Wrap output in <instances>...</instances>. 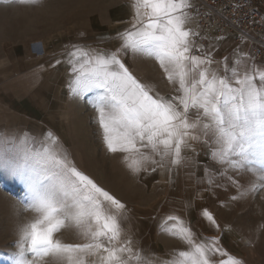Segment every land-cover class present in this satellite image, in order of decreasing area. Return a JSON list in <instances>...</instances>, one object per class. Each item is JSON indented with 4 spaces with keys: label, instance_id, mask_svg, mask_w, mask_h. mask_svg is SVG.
I'll return each instance as SVG.
<instances>
[{
    "label": "snow or ice",
    "instance_id": "1",
    "mask_svg": "<svg viewBox=\"0 0 264 264\" xmlns=\"http://www.w3.org/2000/svg\"><path fill=\"white\" fill-rule=\"evenodd\" d=\"M130 7L129 27L97 37L100 43L119 41L116 50L74 43L50 65L69 66L68 94L95 110L108 151L125 154L134 173L167 168L178 175L180 167H200L199 145L208 158L203 171L209 185L219 174L239 187L229 173H251L255 180L240 195L264 189V62L242 49L218 61L198 46L192 37L200 34L185 27L191 0H132ZM128 54L158 61L177 95L162 96L138 80L121 58ZM0 169L25 186L19 203L37 214L19 226L7 264H39L46 257L55 264H243L218 237L198 238L187 218L175 213L162 216L158 229L187 250L165 258L141 247L127 227L131 210L78 169L51 130L41 137L0 131ZM191 207L188 201L185 208ZM202 215L221 229L207 209ZM65 228L84 242L55 238Z\"/></svg>",
    "mask_w": 264,
    "mask_h": 264
},
{
    "label": "rangeland",
    "instance_id": "2",
    "mask_svg": "<svg viewBox=\"0 0 264 264\" xmlns=\"http://www.w3.org/2000/svg\"><path fill=\"white\" fill-rule=\"evenodd\" d=\"M124 2L132 0H40L37 5L0 3V87L6 75L14 77L8 83L10 93H3L6 87L0 89V131L29 132L36 137L49 130L54 132L76 167L131 210L127 227L141 247L165 258L174 250H187V245L158 229L162 216L175 213L187 218L198 238L218 237L220 244L243 264H264V189L240 195L255 180L251 173H229L239 187L219 174L215 184L209 185L203 171L208 158L199 145H194L201 153L197 158L199 168L180 167L178 175L167 168L132 172L123 159L125 154L108 151L96 123L95 110L87 100L74 101L69 96V66L61 63L50 67L56 59L63 60L66 45L93 41V47L104 45L116 50L120 42L112 40L103 44L97 37L102 36L101 28L110 20L127 16ZM128 25L113 27L108 35L114 37ZM208 44L206 50L218 61L242 49L256 63L264 62L253 56L251 44L244 39L219 36ZM43 46L46 56L39 58L34 52ZM121 58L129 71L142 83L152 85L155 92L166 97L177 95L176 85L168 81L155 59L132 54ZM21 102L29 106L31 102L37 103L35 118L44 124L14 128L20 115L12 112ZM24 193L25 186L0 169V257H3L0 264H7L8 255L16 251L19 226L37 215L25 211L19 203ZM188 201L192 202L191 209L185 208ZM202 209L212 213L220 230L203 217ZM55 238L65 243L84 242L73 228L61 230ZM214 259L218 261L220 257ZM39 264H55V261L46 257Z\"/></svg>",
    "mask_w": 264,
    "mask_h": 264
},
{
    "label": "built area",
    "instance_id": "3",
    "mask_svg": "<svg viewBox=\"0 0 264 264\" xmlns=\"http://www.w3.org/2000/svg\"><path fill=\"white\" fill-rule=\"evenodd\" d=\"M192 37L205 48L211 36L236 35L253 46V55L264 60V0H193ZM199 54V53H197Z\"/></svg>",
    "mask_w": 264,
    "mask_h": 264
},
{
    "label": "crops",
    "instance_id": "4",
    "mask_svg": "<svg viewBox=\"0 0 264 264\" xmlns=\"http://www.w3.org/2000/svg\"><path fill=\"white\" fill-rule=\"evenodd\" d=\"M191 3L193 5V0H191ZM123 6H126L125 9L127 10L128 14L126 17L120 19V20H117V19H113L112 21L110 20L106 25H104L102 28H101V35L102 36H109L108 33L110 32V29L113 28V27H116V26H120V25H125L126 23H131V20H132V16H133V10L132 8L130 7L131 5V2H124L122 3ZM189 13H190V21L185 25L186 28L188 29H191L193 32H194V28H195V19H194V16L191 14V9L189 10ZM129 26V25H128ZM232 37H234L235 39H237L238 41L240 40H243V39H239L236 35H231ZM215 36H211L210 38V41L212 38H214ZM246 40V39H244ZM248 41V40H246ZM119 42V41H118ZM105 44L106 43H111L110 41H107V42H104ZM103 43V44H104ZM85 45H88L89 46H93L91 44H93V41H90V42H85L84 43ZM209 45V44H208ZM252 46V45H251ZM45 46H43V48H41L39 51H35L34 53H36L38 55L39 58H42L44 56H46V50L44 48ZM104 47V45L102 46ZM253 48V46H252ZM204 49H207V46L204 48ZM210 50V49H209ZM254 56V55H253ZM18 74V73H16ZM14 77H9V75H6L3 79V81L1 82V84H3V86L0 87L3 88V87H6L5 88V91L3 93H10V88L11 86H9L8 88V83L13 79ZM29 105H26L25 102H21L18 104V106H15L14 107V111L12 112L13 114H18L20 115V121L17 123V125L14 127V125L12 127L14 128H17L20 130V128L23 129V127L26 125V124H31V125H40V124H44V121H40V120H36L35 118V114L37 113L36 110L39 109V105L37 103H34V102H31L29 103ZM36 108V109H35ZM22 119H24L22 121ZM40 123V124H39ZM14 124V123H13ZM13 128V129H14ZM42 130L44 129V126H41Z\"/></svg>",
    "mask_w": 264,
    "mask_h": 264
}]
</instances>
